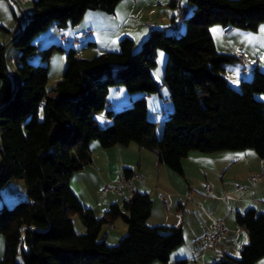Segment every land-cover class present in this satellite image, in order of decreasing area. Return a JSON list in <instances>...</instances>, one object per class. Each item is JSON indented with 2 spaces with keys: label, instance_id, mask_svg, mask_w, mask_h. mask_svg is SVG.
I'll return each instance as SVG.
<instances>
[{
  "label": "trees",
  "instance_id": "trees-1",
  "mask_svg": "<svg viewBox=\"0 0 264 264\" xmlns=\"http://www.w3.org/2000/svg\"><path fill=\"white\" fill-rule=\"evenodd\" d=\"M121 1L33 0L31 13L21 14L23 28L13 33L0 26L9 36L0 43V190L23 181L26 192L25 200L18 197L13 207L0 208L5 246L0 264H167L183 244L180 227L146 225L147 194L134 193L123 209L113 204L100 218L79 202L69 180L90 159L92 142L103 149L136 144L179 175L182 160L193 152L252 150L264 159V101L256 99L264 96V73L254 69L238 90L232 88L225 69L237 60L216 51L210 32L212 26L256 32L264 24V0H186V6L171 0L177 13L167 29H151L137 49L124 37L117 52L89 60L69 49L61 80L47 90L48 63L64 48L39 51L35 66L36 38L55 26L75 28L90 11L113 14ZM11 47L13 71L6 58ZM158 51L166 55L162 85L172 109L160 136L145 99L160 96L161 84L151 74ZM112 87L134 95L117 113L106 111ZM104 111L109 124L102 127L98 116ZM122 178L130 180L131 171L125 169ZM73 216L84 233L75 231ZM118 219L126 225L125 236L115 246L98 240L102 227ZM235 223L248 238L239 259L222 257L213 264H256L264 258V212L249 208Z\"/></svg>",
  "mask_w": 264,
  "mask_h": 264
},
{
  "label": "crops",
  "instance_id": "crops-1",
  "mask_svg": "<svg viewBox=\"0 0 264 264\" xmlns=\"http://www.w3.org/2000/svg\"><path fill=\"white\" fill-rule=\"evenodd\" d=\"M170 1L123 0L118 3L113 14L87 12L75 28H69V33L71 36L72 32L90 30L93 34L87 42L91 43L92 48L98 47L100 53L116 49L117 41L124 37L132 39L135 47H138L152 28L167 29L170 26L177 13L169 7ZM181 1L179 0L180 6L187 5L186 0L184 3ZM212 27L210 32L218 53L234 57L241 55L251 74L254 69L264 73L261 59L248 52L249 46L256 45L258 49L260 44H264V39L259 42L264 24L254 32L255 37H250L248 31L232 28L223 34V27ZM0 39L7 43L9 36L0 35ZM241 68L237 62L225 69L227 82L236 90L239 89L241 80L251 78L250 74L245 78L238 75L236 80L233 75L237 76ZM159 98L164 99L167 111L171 109L168 92L161 83L160 96L145 97L148 118L150 108H158ZM110 107L113 108L112 105ZM98 122L102 127L109 124L107 119ZM160 134L161 130L157 131V136ZM181 166L182 174L179 175L160 164L156 153L141 150L136 144L103 149L98 142H92L90 159L80 171L71 176L69 186L79 202L90 209L96 218H100L113 204L123 209L124 201L134 193L147 194L151 200V208L146 225L182 229L184 242L171 254L167 264H177L179 261H186V264H213L222 257L238 260L239 251L248 238L245 230L236 225L235 217L249 208L264 212V180L257 181L253 187L249 184L251 178L264 173V159H260L252 150L214 155L193 152L182 160ZM125 169L131 171L132 178L122 194H104L105 187H116L120 183ZM199 184L210 187L211 195H207L202 187L198 188ZM235 186L242 190H237ZM215 222L224 224L226 235L220 247L206 251L201 256L199 244L205 229ZM116 224L117 220L108 225L106 231H100L99 236L103 234L101 240L107 245L119 242L126 234V225L123 223L119 228ZM78 229L77 233L85 232L83 227ZM117 229L119 232L114 233ZM256 264H264V258Z\"/></svg>",
  "mask_w": 264,
  "mask_h": 264
},
{
  "label": "rangeland",
  "instance_id": "rangeland-1",
  "mask_svg": "<svg viewBox=\"0 0 264 264\" xmlns=\"http://www.w3.org/2000/svg\"><path fill=\"white\" fill-rule=\"evenodd\" d=\"M154 1H156V0H154ZM32 2H33V0H24L23 4L21 6L17 0H1L0 1V26H4V28H6L7 30H9L13 33L17 32L20 28H23L25 25V22H24V19L21 18V14L25 17V15H29L31 13ZM181 2L184 3V0H182ZM213 27H217V26H213ZM184 29H185V25L182 23L181 26L179 27V33H183ZM0 33H1L0 35H2V37L3 36L5 37L6 34L3 31L1 32V30H0ZM167 33H170V31L167 30ZM248 35H251L250 37H252V36L255 37L254 32H249ZM260 35L261 36L259 38L260 39L259 42H261L262 39H264V32H260ZM8 41H9V39L6 40V42H8ZM0 43H4V41L0 39ZM88 43L89 42L86 41V42L82 43L81 45H77V46L66 45L63 49V52L56 51L52 55V57L48 63V83H47V87H46L47 90H50L52 87L55 86V84L58 81L61 80L63 72L66 68V61H67L66 55H67V51L69 49H73L77 53V56L81 59H84V60H89V59H92L99 54H102V53H100V51H98V49H99L98 47L96 49L92 48V47L88 48V45H87ZM118 43H119V40L117 41V44ZM58 44H59L58 43V33H57V30L55 28L48 29L45 33L41 34L35 40V46L37 47V50L31 59L33 64L35 66H37L39 64V59H40L39 51L44 50L45 48H47L51 45L58 46ZM138 47H135V49H137ZM107 50H110L108 52H117L118 46L116 47V49H107ZM248 52H250L251 55H254L255 58L261 59L262 63H264V44H262V46L260 44L258 49H256V45H253V47L249 46ZM8 53H9V58H15L16 57V51L14 48L11 47L8 50ZM221 54H223V53H221ZM156 62H157L156 67L152 70L151 74H152V78L157 83L161 84L162 79H163L164 68L166 65V55L163 52L158 51ZM9 66H10V69L12 71L16 68V66L14 64L9 65ZM251 66H253V64H251ZM248 74L251 75V72H249ZM238 75L241 76V74L239 73V74H237V76L233 75V77L234 78L236 77V80H238ZM0 91H1V89H0ZM131 98H133V100H134V95H129L126 92L124 87H112V88H110L109 93H108V97H107L108 105L106 107V111L111 110L114 113L122 111L125 108V105L127 106L128 104H130ZM256 99L264 101V96L258 95V96H256ZM110 105H112L113 108L110 107ZM157 106H158L157 109L150 108V110H149L150 111V118L153 121L156 120L158 122V123H156V130L162 131L163 120L166 117V115L172 109L168 112L166 110V106L164 104V99H160V98L158 100ZM106 111L102 112L98 116V121L106 119ZM260 180H264V179H260ZM201 185L202 184H199L198 188H200ZM237 187L238 186H235V188L237 190H239ZM250 187H253V186H250ZM114 190H115V187H112L107 192L109 195H111L112 193H114V195H119ZM240 190H242V189H240ZM18 197H22V200L26 199L25 185H24L23 181H16L12 184H8L0 190V208L3 207L4 204H5L6 208L13 207L14 204L19 201ZM72 222L74 224L75 231L79 230L78 228L82 227V225L80 224V222L76 216L72 217ZM116 225H118L120 228V225H123L122 220L118 219ZM107 228H108V225H105L102 227V230L106 231ZM116 232L118 233L119 229L114 231V233H116ZM102 236H103V234H101L99 236L98 240H101ZM117 243H118V241L116 243H112L114 245L110 244L108 246H115ZM4 247H5L4 246V238L2 235H0V260L4 256Z\"/></svg>",
  "mask_w": 264,
  "mask_h": 264
},
{
  "label": "built area",
  "instance_id": "built-area-1",
  "mask_svg": "<svg viewBox=\"0 0 264 264\" xmlns=\"http://www.w3.org/2000/svg\"><path fill=\"white\" fill-rule=\"evenodd\" d=\"M17 1L22 6L24 0H17ZM178 22H179V24L181 23V21H178ZM55 28H57L58 43H59V46L61 48H64L66 45H74V46L80 45V44L88 41L93 34L90 30H84V31L72 32L71 36H70L69 27H65V28L60 27L59 28V27L55 26ZM230 30H231V28L227 26V27L223 28L222 32H223V34H226ZM6 58H7L8 65L14 64V60L12 58H9V53H7ZM235 58H236L237 62L242 67L241 71H240L241 77L245 78L249 73V70L247 68V62L241 55H235ZM260 179H264V173H262L259 176L251 178L249 180L250 186L255 185V183L257 181H259ZM130 180H126L125 178L121 179L120 183L117 184L115 187V191L117 192V194H119V195L122 194V190L129 185ZM201 187L207 195H211L210 194L211 193L210 187H208L206 184H202ZM237 188L239 190L242 189L239 186ZM108 190H110V188L105 187L103 190V193L105 194ZM160 198L163 200V198L161 196H160ZM20 231H23V229H21ZM225 235H226V228L222 222H215V223L211 224L210 226H208L205 229L204 236H203V238L199 244L201 256L206 251L215 250L218 247H220ZM187 263H188V261H187Z\"/></svg>",
  "mask_w": 264,
  "mask_h": 264
},
{
  "label": "water",
  "instance_id": "water-1",
  "mask_svg": "<svg viewBox=\"0 0 264 264\" xmlns=\"http://www.w3.org/2000/svg\"><path fill=\"white\" fill-rule=\"evenodd\" d=\"M2 167H3V163H2V161L0 159V174H1V171H2Z\"/></svg>",
  "mask_w": 264,
  "mask_h": 264
},
{
  "label": "snow or ice",
  "instance_id": "snow-or-ice-1",
  "mask_svg": "<svg viewBox=\"0 0 264 264\" xmlns=\"http://www.w3.org/2000/svg\"><path fill=\"white\" fill-rule=\"evenodd\" d=\"M162 55V54H161ZM245 242H247L246 240H245Z\"/></svg>",
  "mask_w": 264,
  "mask_h": 264
}]
</instances>
